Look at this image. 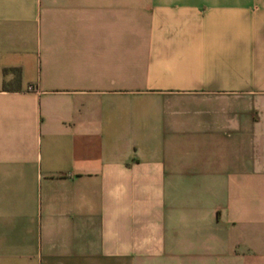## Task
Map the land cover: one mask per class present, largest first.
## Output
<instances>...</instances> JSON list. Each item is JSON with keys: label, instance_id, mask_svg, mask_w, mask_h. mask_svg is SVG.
I'll list each match as a JSON object with an SVG mask.
<instances>
[{"label": "crops", "instance_id": "crops-1", "mask_svg": "<svg viewBox=\"0 0 264 264\" xmlns=\"http://www.w3.org/2000/svg\"><path fill=\"white\" fill-rule=\"evenodd\" d=\"M0 264H264V0H0Z\"/></svg>", "mask_w": 264, "mask_h": 264}, {"label": "trees", "instance_id": "trees-1", "mask_svg": "<svg viewBox=\"0 0 264 264\" xmlns=\"http://www.w3.org/2000/svg\"><path fill=\"white\" fill-rule=\"evenodd\" d=\"M9 71H14L15 74H16V77H15V80H14V83H13L14 84L13 86H16L18 83L21 82V79H22L21 70L18 69V68H14V69L13 68L12 69L6 68L4 70L5 74H7ZM4 87L6 89H10V88H12V85H10L7 81H5Z\"/></svg>", "mask_w": 264, "mask_h": 264}]
</instances>
